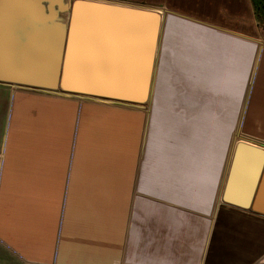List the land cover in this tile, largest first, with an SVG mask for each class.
Segmentation results:
<instances>
[{"label": "crops", "instance_id": "1", "mask_svg": "<svg viewBox=\"0 0 264 264\" xmlns=\"http://www.w3.org/2000/svg\"><path fill=\"white\" fill-rule=\"evenodd\" d=\"M186 1L163 0L179 38L145 107L16 82L55 76L61 22L4 0L0 264H264V158L237 148L264 151V26ZM236 163L248 207L223 200Z\"/></svg>", "mask_w": 264, "mask_h": 264}, {"label": "water", "instance_id": "2", "mask_svg": "<svg viewBox=\"0 0 264 264\" xmlns=\"http://www.w3.org/2000/svg\"><path fill=\"white\" fill-rule=\"evenodd\" d=\"M35 4L41 13L50 12L61 22L56 73L51 79L31 82L16 79V82L109 101L147 102L152 93L165 22L162 8L120 0H36ZM4 5V0H0V8ZM0 81L13 80L0 78ZM237 148L254 149L264 158V151L251 143L241 141ZM260 168L264 169L262 162L259 171ZM236 175L237 163L223 200L248 207L254 184L249 189V197L240 198L235 193Z\"/></svg>", "mask_w": 264, "mask_h": 264}, {"label": "rangeland", "instance_id": "3", "mask_svg": "<svg viewBox=\"0 0 264 264\" xmlns=\"http://www.w3.org/2000/svg\"><path fill=\"white\" fill-rule=\"evenodd\" d=\"M120 1L134 3V4H138V5H142V6H148V7L162 8L163 9L162 13L165 15H169L170 13L168 11H170V10L179 13V11H176L173 9L172 5H170V6L166 5L167 3H164L163 0H120ZM170 1L172 2V0H170ZM168 2H169V0H168ZM189 2H190V0L186 1V3H188V4H189ZM185 15L187 17H190V13H185ZM186 21L190 22L189 20H186ZM263 23H264V18H263ZM262 26H264V25H262ZM193 32H194L193 30L186 29L183 34L190 36L189 33L193 34ZM250 32L251 31H247L245 33V35L246 36H253V34ZM183 36L184 35H182V37ZM177 38H179V36L177 37V35H175L174 30L169 31V30H167L166 27H164L162 35H161L160 43H159L158 59H157L155 72H154L152 92L157 91L158 80H159V70L161 68L163 60H166V57H167L166 55H174L175 47H176L175 41ZM150 102H151V96L147 100L145 107L149 106Z\"/></svg>", "mask_w": 264, "mask_h": 264}, {"label": "trees", "instance_id": "4", "mask_svg": "<svg viewBox=\"0 0 264 264\" xmlns=\"http://www.w3.org/2000/svg\"><path fill=\"white\" fill-rule=\"evenodd\" d=\"M255 16L260 25H264L263 18H264V0H252Z\"/></svg>", "mask_w": 264, "mask_h": 264}]
</instances>
